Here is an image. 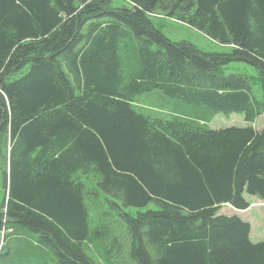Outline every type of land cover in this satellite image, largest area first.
<instances>
[{"label": "trees", "instance_id": "obj_1", "mask_svg": "<svg viewBox=\"0 0 264 264\" xmlns=\"http://www.w3.org/2000/svg\"><path fill=\"white\" fill-rule=\"evenodd\" d=\"M82 1L0 0V223L38 233L57 264H97L83 251L102 237L78 179L93 175L123 212L127 246L111 247L130 264H264L250 224L219 214L247 210L245 195L264 201V127L199 124L264 114V0ZM160 14L229 52L169 40L152 25ZM231 63L258 71L261 101L246 76L222 72ZM150 93L168 117L136 109Z\"/></svg>", "mask_w": 264, "mask_h": 264}, {"label": "rangeland", "instance_id": "obj_2", "mask_svg": "<svg viewBox=\"0 0 264 264\" xmlns=\"http://www.w3.org/2000/svg\"><path fill=\"white\" fill-rule=\"evenodd\" d=\"M74 4L81 9L83 1L74 0ZM111 6L118 9L121 7H131L124 0H112ZM160 15L151 18L152 25L169 40L175 43L187 42L194 49L204 53L229 52V47L218 45L209 40L205 35L175 18ZM87 28L84 29V32H86ZM126 41V48L129 51L131 45L134 43L132 36L126 39ZM222 72L246 76L252 86L253 95L257 100H262V80L257 70L243 63H231L223 67ZM160 105V95L158 93L140 95L136 97L134 102V106L141 113H149L155 117H168L170 105L163 104V107ZM199 124L213 130L251 126L259 131L264 127V114L255 118L252 122H246L242 114L233 113L228 116L217 114L210 117L208 121H200ZM10 145L7 139L2 147V151L5 154H8ZM1 165L3 169L6 167L4 160L1 161ZM78 179L85 185V203L89 214L91 236L94 232H99V236L102 237L101 239L91 237V239L83 243V251L97 264H114L115 261L117 264H130L128 256L124 252L118 253L111 247V243L115 240H117V243L123 242L124 245H126L128 240L126 225L120 217L123 214L122 210L116 209L111 204L113 200L98 190L96 178L93 175H79ZM4 196L2 172L0 171V207L3 204ZM245 196L249 199L251 207L246 211L244 210V212L237 213V216L250 224L251 232L249 238L251 242H262L264 241V201L259 200L255 196ZM117 204L119 205V203ZM228 208L226 205L221 206L219 214H231L232 210ZM148 209H154V207L149 205L139 210L129 208L125 209L124 212L128 216L136 217ZM11 230H13L12 233ZM107 250H110V252L107 253ZM0 251V264H57L53 250L41 243L38 233L11 223L10 225L4 222L0 223ZM108 256L110 259L106 260Z\"/></svg>", "mask_w": 264, "mask_h": 264}, {"label": "crops", "instance_id": "obj_3", "mask_svg": "<svg viewBox=\"0 0 264 264\" xmlns=\"http://www.w3.org/2000/svg\"><path fill=\"white\" fill-rule=\"evenodd\" d=\"M27 71V68H25L24 69V73ZM216 116V115H215ZM245 198H246V200L250 203V201H249V199L245 196ZM226 206H228L229 208L228 209H230V210H232V212H231V214H228L227 216H233V215H238L237 213H239V212H241V210H236V209H234L233 207H231L230 205H228V204H226ZM251 207V206H250ZM249 207V208H250ZM227 208V207H226ZM248 208V209H249ZM247 209V210H248ZM246 211V210H245ZM244 212V211H243ZM250 232H251V230H250Z\"/></svg>", "mask_w": 264, "mask_h": 264}, {"label": "bare ground", "instance_id": "obj_4", "mask_svg": "<svg viewBox=\"0 0 264 264\" xmlns=\"http://www.w3.org/2000/svg\"><path fill=\"white\" fill-rule=\"evenodd\" d=\"M79 71V70H78Z\"/></svg>", "mask_w": 264, "mask_h": 264}]
</instances>
